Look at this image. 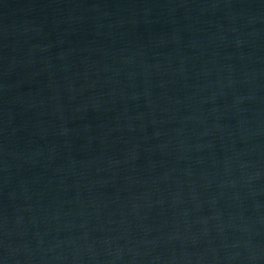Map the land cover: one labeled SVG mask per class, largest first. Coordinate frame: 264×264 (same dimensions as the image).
Returning a JSON list of instances; mask_svg holds the SVG:
<instances>
[{"label":"water","instance_id":"obj_1","mask_svg":"<svg viewBox=\"0 0 264 264\" xmlns=\"http://www.w3.org/2000/svg\"><path fill=\"white\" fill-rule=\"evenodd\" d=\"M0 264H264V0H0Z\"/></svg>","mask_w":264,"mask_h":264}]
</instances>
